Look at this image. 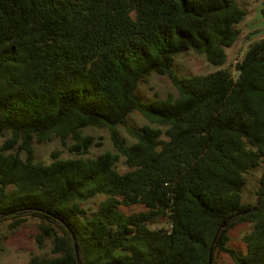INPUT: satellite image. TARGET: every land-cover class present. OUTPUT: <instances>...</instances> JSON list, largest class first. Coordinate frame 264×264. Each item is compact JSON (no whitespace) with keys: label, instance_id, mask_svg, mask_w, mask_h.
Returning a JSON list of instances; mask_svg holds the SVG:
<instances>
[{"label":"trees","instance_id":"obj_1","mask_svg":"<svg viewBox=\"0 0 264 264\" xmlns=\"http://www.w3.org/2000/svg\"><path fill=\"white\" fill-rule=\"evenodd\" d=\"M237 1L0 0V228L39 222L51 256L29 264H264V37L235 75L173 70L187 51L226 63L247 15ZM153 74L177 94L145 103L138 87ZM89 127L107 129L115 152L87 158ZM55 138L76 157L37 161L34 143ZM243 224L240 251L229 233Z\"/></svg>","mask_w":264,"mask_h":264},{"label":"rangeland","instance_id":"obj_2","mask_svg":"<svg viewBox=\"0 0 264 264\" xmlns=\"http://www.w3.org/2000/svg\"><path fill=\"white\" fill-rule=\"evenodd\" d=\"M264 0H238L237 6L244 9L247 12L243 22L237 26L240 31L238 40L230 48L226 49L227 60L226 63L221 67H216L210 64L204 54H197L193 51H187L178 54L175 57V64L173 70L179 78L190 77L194 75H205L218 69H228L233 72L235 64L240 61L249 46L262 37H264V18L261 15V8L263 7ZM138 93L143 98L145 103L154 99L156 96L164 98L169 94L176 95V89L171 80L167 76H161L153 74L147 81L140 83L138 87ZM147 124V121L139 114L132 113L129 118V125L132 128L140 129L143 125ZM85 134L91 135L95 138L97 144L93 145L89 149L87 158H94L105 152H115L113 140L110 132L107 129L100 128H85ZM118 134L121 139L128 143L134 141L129 135L127 129L124 126L118 127ZM10 137L9 133L0 135V149L5 140ZM72 141L66 139L61 141L59 138H55L51 142L46 143H34V152L36 160L49 164L52 161V152L57 151L60 158H73L76 157L70 153L68 146L71 145ZM18 151V147L15 148L14 152ZM25 158V153H20ZM121 166V164H120ZM260 171H254L249 175V185L245 190V201L254 202L255 192L258 186V180ZM102 198L98 197L89 204L88 206L96 208L97 203ZM141 208L135 207L131 210H126L127 213L136 212ZM5 223V224H4ZM0 228L1 246H0V264H29L32 256H51V245L50 242H46L43 249H39L35 241L36 235L39 232V222L36 220H29L23 226L14 230L13 232L8 229V222H4ZM165 224L156 225L153 227H162ZM250 226L243 224L234 228L230 231L231 245L234 248L244 251V245L242 242V236L249 231ZM6 237V238H5ZM219 264H232L227 255H220Z\"/></svg>","mask_w":264,"mask_h":264},{"label":"water","instance_id":"obj_3","mask_svg":"<svg viewBox=\"0 0 264 264\" xmlns=\"http://www.w3.org/2000/svg\"><path fill=\"white\" fill-rule=\"evenodd\" d=\"M255 209H256V207H255ZM226 225H227V224L224 223V224H222V225L218 228V230H217V232H216V235H215V238H214V241H213V244L216 242L217 237H218L219 232L221 231V229L225 228ZM74 238H75V236H74ZM75 249H76L77 256H78V245H77V243H75ZM210 255H211V256H210L209 264H212V254H210Z\"/></svg>","mask_w":264,"mask_h":264}]
</instances>
